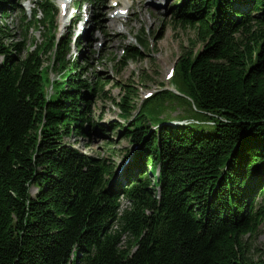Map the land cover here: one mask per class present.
<instances>
[{
	"label": "trees",
	"instance_id": "trees-1",
	"mask_svg": "<svg viewBox=\"0 0 264 264\" xmlns=\"http://www.w3.org/2000/svg\"><path fill=\"white\" fill-rule=\"evenodd\" d=\"M20 1L0 0L1 19L20 8L34 27ZM38 3L48 32L35 50L0 22V264H264L250 242L264 230V0L171 5L201 48L183 49L177 92L137 107L133 81L118 84L123 123L95 117L106 83L84 78L71 37L53 36L55 2ZM143 34L123 64L150 50ZM55 47L64 78L49 95ZM151 100L184 101L202 121L174 125ZM125 140L140 148L118 173Z\"/></svg>",
	"mask_w": 264,
	"mask_h": 264
},
{
	"label": "rangeland",
	"instance_id": "rangeland-1",
	"mask_svg": "<svg viewBox=\"0 0 264 264\" xmlns=\"http://www.w3.org/2000/svg\"><path fill=\"white\" fill-rule=\"evenodd\" d=\"M52 1L55 2L58 11L55 18L57 30L53 32V36L57 41H61L65 35L71 37L70 57L85 68L84 78L96 82L100 77V81L106 83L104 94L96 99L93 106L95 117L103 118V123L114 120L122 123L124 121L117 105L121 92L117 87L118 84L121 82L127 84L128 79L133 81L132 85L139 90V98L135 101L137 107L160 91L177 92L174 78L183 49L201 48L200 45L195 46L194 30L180 26L172 17L170 7L177 3V0H68L66 10L61 9L60 0ZM80 1L84 7L80 6ZM119 2L122 4H118ZM38 5V0L20 1L26 18L31 24L35 23L34 27L29 28L26 27L28 25L22 24L21 16L24 15L20 8H17V11L12 13V19L8 20L9 25L15 28L18 41L25 36L28 37L27 50L32 51L35 50L36 45L44 43V34L48 32V28L39 25L34 16L33 10L35 8L37 10ZM125 5L127 10L121 11ZM117 14H120L121 18L116 17L112 20ZM139 32H144L143 36L148 41L150 50L148 52L144 50L145 55L138 60L123 64L124 48L130 45L141 50L135 41ZM55 51L56 47L53 53L44 57L45 69L49 70L45 81L49 95L56 93L57 84L64 78L63 73L55 68L53 59ZM172 71L174 76L170 77ZM148 106L155 107L162 120H166L169 114L172 118L170 122L174 125L198 124L201 120L184 101H171L166 108L157 106L156 101L151 100ZM129 145L128 140H125L118 146L123 152L119 157H115L117 165L123 164L122 156L126 149H131ZM79 149L95 155L99 151L96 148L86 149L85 146H79ZM106 149H100L103 152L101 153L104 154ZM250 242L254 243V256L257 255L256 258L264 256V230L258 239H252Z\"/></svg>",
	"mask_w": 264,
	"mask_h": 264
},
{
	"label": "water",
	"instance_id": "water-1",
	"mask_svg": "<svg viewBox=\"0 0 264 264\" xmlns=\"http://www.w3.org/2000/svg\"><path fill=\"white\" fill-rule=\"evenodd\" d=\"M129 147H131V149L130 150L126 149L125 154L123 155V159L122 160H124V162H123V164H120V166H122V168L127 165L128 161L134 155H136V153L138 152V150L140 148V145L130 144ZM124 156H126V159H124Z\"/></svg>",
	"mask_w": 264,
	"mask_h": 264
},
{
	"label": "bare ground",
	"instance_id": "bare-ground-1",
	"mask_svg": "<svg viewBox=\"0 0 264 264\" xmlns=\"http://www.w3.org/2000/svg\"><path fill=\"white\" fill-rule=\"evenodd\" d=\"M120 1H122V0H120ZM67 3H68V0H61V9L66 10L67 9V6H66ZM118 4H122V2H119ZM125 10H127V6L126 5H125V7L124 6L122 7L121 11H125ZM116 17L117 18H121V15L117 14L115 17L112 18V20H115Z\"/></svg>",
	"mask_w": 264,
	"mask_h": 264
}]
</instances>
